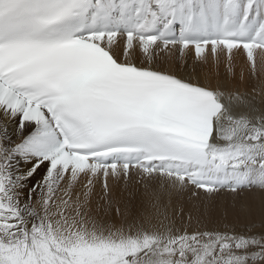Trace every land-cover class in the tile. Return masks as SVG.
<instances>
[{
  "label": "snow or ice",
  "instance_id": "1",
  "mask_svg": "<svg viewBox=\"0 0 264 264\" xmlns=\"http://www.w3.org/2000/svg\"><path fill=\"white\" fill-rule=\"evenodd\" d=\"M222 192L264 198V0H0V264H264Z\"/></svg>",
  "mask_w": 264,
  "mask_h": 264
},
{
  "label": "bare ground",
  "instance_id": "2",
  "mask_svg": "<svg viewBox=\"0 0 264 264\" xmlns=\"http://www.w3.org/2000/svg\"><path fill=\"white\" fill-rule=\"evenodd\" d=\"M236 65V79L233 83L240 88L241 91H251L252 87L255 85L256 81L253 80L248 71L247 66L243 56H238L235 60ZM244 67L245 70V79L241 81L239 79V73L241 67ZM205 71L209 74V77L215 82L217 78V72L219 73V78L224 79L226 75V70L223 64L219 66V68H215L209 66L205 69ZM191 195L190 192H185L182 197V201L185 203V213H187L188 208L191 206L188 202V197ZM124 198L127 199V192L123 194ZM174 204L176 197L173 198ZM216 205L217 207L213 210L215 215L219 214L226 210L228 206L236 205L239 211L243 214H239L238 216H230L224 219H216L214 217L210 218L215 222H221L224 224L232 225L233 223L245 222L246 224L252 222L259 226L262 219H264V198H262L258 193H250L245 192L240 195H234L228 192H222L218 194L210 203L209 206ZM203 211V209H201ZM135 211V209H133ZM231 211H226V216ZM185 221H187V215L184 217ZM191 230V229H189Z\"/></svg>",
  "mask_w": 264,
  "mask_h": 264
},
{
  "label": "rangeland",
  "instance_id": "3",
  "mask_svg": "<svg viewBox=\"0 0 264 264\" xmlns=\"http://www.w3.org/2000/svg\"><path fill=\"white\" fill-rule=\"evenodd\" d=\"M127 199H130V197H129V194L127 193ZM217 206L216 205H213V206H209V208H208V211H209V214H210V216L211 217H214V218H216V219H224V218H226V217H230V216H238L239 214H243V213H241L240 211H239V209H238V207L236 206V205H231V206H228L227 208H226V210L225 211H223V212H220L219 214H217V215H215L214 213H213V210L216 208ZM226 211H231L227 216H226ZM228 224V223H227ZM233 224H238V225H244V224H246L245 222H239V223H233ZM258 226V225H257Z\"/></svg>",
  "mask_w": 264,
  "mask_h": 264
}]
</instances>
